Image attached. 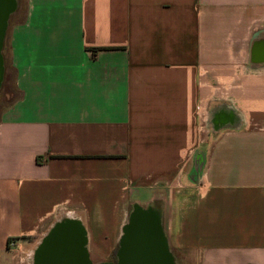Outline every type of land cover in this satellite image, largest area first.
Masks as SVG:
<instances>
[{
	"label": "crops",
	"instance_id": "crops-1",
	"mask_svg": "<svg viewBox=\"0 0 264 264\" xmlns=\"http://www.w3.org/2000/svg\"><path fill=\"white\" fill-rule=\"evenodd\" d=\"M15 1L0 264L64 220L112 252L133 204L177 264H264V0Z\"/></svg>",
	"mask_w": 264,
	"mask_h": 264
},
{
	"label": "water",
	"instance_id": "water-1",
	"mask_svg": "<svg viewBox=\"0 0 264 264\" xmlns=\"http://www.w3.org/2000/svg\"><path fill=\"white\" fill-rule=\"evenodd\" d=\"M15 8V0H0V87L4 75L2 57L4 35L9 17ZM62 231L64 234L69 231V241L63 242L64 247L70 248L71 257L67 260H71L72 264H86L88 238L82 224L76 220L60 221L54 226L52 235L59 236ZM51 253V260L61 259ZM118 258L120 264H177L157 210L135 206L129 221L122 228Z\"/></svg>",
	"mask_w": 264,
	"mask_h": 264
},
{
	"label": "flooded vegetation",
	"instance_id": "flooded-vegetation-1",
	"mask_svg": "<svg viewBox=\"0 0 264 264\" xmlns=\"http://www.w3.org/2000/svg\"><path fill=\"white\" fill-rule=\"evenodd\" d=\"M133 206L135 207V205ZM142 208H147V207H142ZM64 233L65 232L62 231L58 234L59 236L51 235L52 237H49L45 240V242L42 244V247L38 251L39 254L37 256L36 264H72L71 260H67L70 259L71 257V253L69 252L70 248L64 247V243H63L65 241H69L70 239L69 231L66 234ZM50 250H52L53 252L51 253ZM115 251H116L115 260L104 261V262H101L99 259L96 260L95 258H93V255H91L90 252L88 251V255L86 256L87 257L86 264H120L118 258V248ZM50 253L59 256L61 259L59 260L58 258L55 260L54 259L51 260ZM65 254L67 257L65 256Z\"/></svg>",
	"mask_w": 264,
	"mask_h": 264
},
{
	"label": "rangeland",
	"instance_id": "rangeland-1",
	"mask_svg": "<svg viewBox=\"0 0 264 264\" xmlns=\"http://www.w3.org/2000/svg\"><path fill=\"white\" fill-rule=\"evenodd\" d=\"M16 95L17 94L15 92V86H14V82L12 81V79L9 80V82L7 81L6 84L5 83H4V85L2 84V87L0 89V113L16 97ZM133 205H129V207L127 209L128 211L126 212L124 224H126L127 221H129L132 213L134 212L135 207ZM118 245H119V240H118V244H116V247L114 248V250L112 252H106V253L105 252L104 253H92L91 252L90 254L93 255V258H95L96 260L99 259L101 262L115 260V258H116L115 257V255H116L115 250L118 248ZM180 259L177 258V261H179Z\"/></svg>",
	"mask_w": 264,
	"mask_h": 264
},
{
	"label": "built area",
	"instance_id": "built-area-1",
	"mask_svg": "<svg viewBox=\"0 0 264 264\" xmlns=\"http://www.w3.org/2000/svg\"><path fill=\"white\" fill-rule=\"evenodd\" d=\"M9 245H10V247H13V246H15V243L10 241Z\"/></svg>",
	"mask_w": 264,
	"mask_h": 264
}]
</instances>
